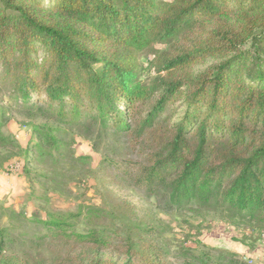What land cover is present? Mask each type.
Here are the masks:
<instances>
[{
	"label": "trees",
	"instance_id": "1",
	"mask_svg": "<svg viewBox=\"0 0 264 264\" xmlns=\"http://www.w3.org/2000/svg\"><path fill=\"white\" fill-rule=\"evenodd\" d=\"M0 88L62 124L96 125L139 143L149 137L155 150L134 177L138 185L165 187L182 207L217 197L240 223L264 229V0H0ZM4 114L0 148H17L24 166L32 150L41 161L64 148L60 128L35 127L23 149L5 132ZM115 212L135 215L118 202L112 211L50 212L34 221L56 241L89 248L77 264H171L147 239L152 226L122 230ZM82 217L86 232L76 229ZM211 249L217 261L195 245L172 264H247L236 252Z\"/></svg>",
	"mask_w": 264,
	"mask_h": 264
},
{
	"label": "rangeland",
	"instance_id": "2",
	"mask_svg": "<svg viewBox=\"0 0 264 264\" xmlns=\"http://www.w3.org/2000/svg\"><path fill=\"white\" fill-rule=\"evenodd\" d=\"M142 62L147 79H152L147 58L143 56ZM209 64L207 60L197 70ZM3 109L5 132L16 137L23 149L36 134L35 127L43 132L60 128L57 134L64 148L41 161L32 150L33 163L27 167L17 148H0V171L7 173L9 185H14L0 199V230L8 229L0 264L81 263L89 248L56 241L46 225L34 220L50 212L81 211L86 215L92 208L112 211L118 202L128 203L135 212L133 217L115 212L118 226L122 230L152 226L154 233L147 239L162 247L171 264L184 258V248L195 245L197 252L208 251L215 261L221 255L211 248L236 252L247 264H264V229L240 223L239 215L217 197L203 208L195 203L182 207L167 188L149 190L138 185L134 177L150 164L155 150V141L149 137L139 143L125 133L105 132L96 125L62 124L41 113L35 115L36 108L28 112L10 98L8 90L0 88V111ZM89 228L84 217L76 225L79 232Z\"/></svg>",
	"mask_w": 264,
	"mask_h": 264
},
{
	"label": "crops",
	"instance_id": "3",
	"mask_svg": "<svg viewBox=\"0 0 264 264\" xmlns=\"http://www.w3.org/2000/svg\"><path fill=\"white\" fill-rule=\"evenodd\" d=\"M10 177H7V173L0 171V199H4L8 193H10V189L13 188L14 185H9ZM16 191H19L18 187H15Z\"/></svg>",
	"mask_w": 264,
	"mask_h": 264
},
{
	"label": "built area",
	"instance_id": "4",
	"mask_svg": "<svg viewBox=\"0 0 264 264\" xmlns=\"http://www.w3.org/2000/svg\"><path fill=\"white\" fill-rule=\"evenodd\" d=\"M263 236H264V234H263Z\"/></svg>",
	"mask_w": 264,
	"mask_h": 264
}]
</instances>
